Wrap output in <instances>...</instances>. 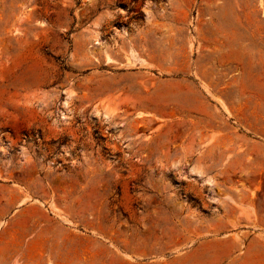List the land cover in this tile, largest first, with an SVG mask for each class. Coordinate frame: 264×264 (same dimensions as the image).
<instances>
[{
	"label": "rangeland",
	"instance_id": "obj_1",
	"mask_svg": "<svg viewBox=\"0 0 264 264\" xmlns=\"http://www.w3.org/2000/svg\"><path fill=\"white\" fill-rule=\"evenodd\" d=\"M0 264H264V0H0Z\"/></svg>",
	"mask_w": 264,
	"mask_h": 264
}]
</instances>
